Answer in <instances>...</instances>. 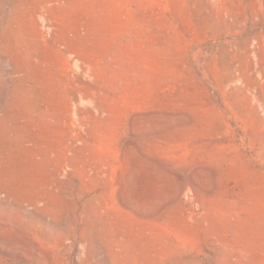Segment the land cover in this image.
Segmentation results:
<instances>
[{"label": "rangeland", "instance_id": "rangeland-1", "mask_svg": "<svg viewBox=\"0 0 264 264\" xmlns=\"http://www.w3.org/2000/svg\"><path fill=\"white\" fill-rule=\"evenodd\" d=\"M0 264H264V0H0Z\"/></svg>", "mask_w": 264, "mask_h": 264}]
</instances>
